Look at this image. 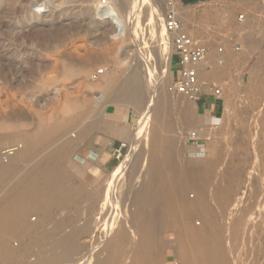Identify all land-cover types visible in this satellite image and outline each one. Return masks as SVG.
Returning a JSON list of instances; mask_svg holds the SVG:
<instances>
[{"label": "bare ground", "instance_id": "obj_1", "mask_svg": "<svg viewBox=\"0 0 264 264\" xmlns=\"http://www.w3.org/2000/svg\"><path fill=\"white\" fill-rule=\"evenodd\" d=\"M5 1L11 3L14 0ZM94 1L92 9L95 13L111 26L116 38L123 37L129 21L127 22V17L125 18L116 2L109 0L104 4L102 0ZM131 1L122 0L125 7L131 4ZM177 8L186 25L189 16L185 8L180 5ZM155 11L158 10L155 8ZM260 11L264 13V3ZM128 12L127 14L130 13ZM151 14V19L154 17V25L159 23L158 12L154 13L152 10ZM244 17L246 16L241 14L239 20L243 21ZM258 22L259 19L247 17L239 27L240 31H243L244 35L250 34V26L254 27ZM190 33L196 41L205 45L212 40L209 37L199 41L191 30ZM162 38L161 56L167 60L162 62L160 68L165 64L163 68H166L165 73L168 74L171 54L167 50L164 51V44L168 41L164 36ZM207 46L208 55L197 65L199 79L202 84L210 80L225 82L224 78L219 76L223 70L219 75L217 72L233 55L213 53L210 46ZM261 52L263 61L260 65L264 67V49ZM165 53L168 56L164 57ZM131 62L133 60L127 57L122 58L124 65L131 66ZM209 66L214 67L216 73L209 75ZM137 68L131 67L128 72L120 71L121 74L115 75L103 69L101 72L104 74L100 76L102 81L95 84L91 80L95 85L90 83L91 88L99 87L103 91L97 95L98 101L103 102L106 98L110 101L111 98L112 103L119 108L121 105L140 108L139 115L136 116L140 124L136 123L137 127L133 130L123 129L124 138L133 144L130 154L104 187H96L97 192L84 189L79 182H72V177L63 170L61 162L67 160L75 140L70 139L66 143L58 140L76 122L78 115L81 117L91 112L88 107L78 111V114L72 113L73 111L70 115L68 113L69 117L65 123L56 121L50 125L45 124L36 133H26L18 129L0 130V258L8 257L12 264H165L163 254L172 249L175 264H264V253L260 251L262 247L259 250L260 255L254 247L257 242L256 235L264 233L259 232L264 223V206L261 205L264 204V133H261L264 130V117L256 118L255 122L259 128L255 134L252 131L254 127L246 128L247 131L243 128L246 134H236L239 128L232 129L234 126L231 128L228 125H231L233 119L238 122L239 118L238 113H234L236 109L232 110V107H237L232 95V98L227 100L228 105L232 104L230 109L227 108L230 113L227 111L229 114L227 113L226 119L222 121L229 127H221L216 136L225 135L229 144H234L237 137L240 143H235L236 148L224 149L225 152H222L218 159L211 160L208 166L185 162L181 140L189 119L181 112L184 110L182 94L158 89L160 85L157 86L156 83L159 82L160 76L152 72L142 74ZM122 74H126L124 78L121 77ZM144 83L148 86L153 83L156 87L152 88L154 94L150 92L151 97L147 99ZM260 97H251V100L258 103ZM71 100L70 103L74 101ZM76 100L74 102L80 104ZM173 113L177 116L173 117ZM134 120L133 118L131 121ZM116 122L106 123L105 129L111 128ZM204 130L201 125L194 126V129L188 132L189 138L192 132L196 131L198 138L208 141L210 136L206 132L210 129L206 132ZM142 134L146 135L142 137H147L142 141L145 147L147 146L143 162L141 158L144 148H139ZM244 138V141L248 142L247 147L243 144ZM57 142L61 145H56ZM7 145L11 146V153L5 151ZM195 148L198 152H191L189 147L187 154L197 157V161L206 158L208 147L205 144ZM136 149L139 150L138 154ZM239 149H242L243 153H240ZM247 159L252 167H249L251 171L248 174L251 173L252 178L259 183L250 193L253 202L248 201V193L242 194L240 186L236 184L242 179L241 171L248 168V165H245ZM252 161L254 162L251 165ZM255 161L260 163L254 171ZM57 205L63 211L60 215L54 212ZM70 206L74 208L75 215L68 217L64 210H68ZM32 211L42 213L39 223L29 219ZM98 229L106 230L107 237L104 243L102 238L100 239L103 245L97 250L98 256L95 250L93 251L96 259L86 262L88 258L85 259L83 254L88 251L89 246L86 248L85 245L86 250L82 252L80 237L86 234L93 236ZM169 232L175 234L174 241L166 240L165 235ZM257 232L259 233L256 234ZM19 235H28L31 241L14 248L11 240ZM255 246L259 248V245ZM240 251L247 255L242 258L245 263L239 257ZM91 255L90 259L93 256Z\"/></svg>", "mask_w": 264, "mask_h": 264}, {"label": "rangeland", "instance_id": "obj_2", "mask_svg": "<svg viewBox=\"0 0 264 264\" xmlns=\"http://www.w3.org/2000/svg\"><path fill=\"white\" fill-rule=\"evenodd\" d=\"M114 1L125 15V18L127 17V22L129 21L126 33L121 38H116L111 26L92 9L95 3L94 0H14L11 3L0 0V130L18 129L26 133H36L37 130L45 124L47 125V123L50 125L56 123V121L61 124L62 122H67L68 113L70 115L71 111L78 114V111L88 107L91 112L81 117L78 115L76 122L58 140L62 143H66L70 139L75 140L67 160L65 159V162H61L63 170L70 174L72 182H79L84 189L93 190V192H97L101 186L104 187L108 180L115 175L117 169L130 154L133 144L129 140L124 142L126 147L121 159L115 157L114 151L112 155L105 151L97 153L99 149L93 147V150L90 151L87 146L90 147V144L98 143L96 139L100 141L101 136L108 138L107 135L111 131L110 129H105L106 123L113 124L117 119H122V117L129 120V129L133 130L134 127H137V124H140L138 123L139 118L136 117L139 115L140 108L133 107L134 105L127 107L126 105H121L120 109L112 103L111 98H109L110 101L107 98V100L105 99L106 101L104 99L103 102L98 101L97 95L103 91L99 87L91 88L90 83L93 85L102 81L103 78L100 76L104 74L101 72L103 69L115 75L128 72L131 67H138L137 69L142 74L152 72L160 76L158 77L159 82L156 83L157 86L160 85L158 89L172 92L169 90V82L175 74L176 67V62L172 59L171 36L164 31L163 20L167 0H132L127 7H125L122 0ZM175 1L177 6L180 5L185 8L186 14L189 16L186 26L197 40L200 41L210 37L212 40L206 43H208L207 45L210 46L213 53H229L233 55L217 72L219 75L223 70L219 76L223 77L225 82L220 83L214 80L203 82V95H207L206 97H210L209 95L213 92L212 89H222L220 99L223 102V106L216 118L211 119L207 114L199 113L196 103L181 95V99L184 102V110L181 112L184 117L189 119V124L186 127L187 129L184 130L181 140L182 152L184 158H186L185 162L188 161L205 167L210 162L218 159L225 150L236 148L234 145L238 142L237 137L234 140V144L231 142L229 144L225 135L223 137L221 135L216 136V134H219L218 131H221L222 128L234 126L231 128H239V132L236 134L241 132L243 135L244 131H247L246 128L252 129L254 127L252 131L255 134L259 128L255 121L264 117V99L262 98L264 97L262 96L264 95V67L260 65L263 61L261 51L264 49V13L260 11V8L264 0H206L188 4L184 3L183 0ZM130 5L133 7L131 8ZM155 8L158 11H155ZM152 10L154 13L158 12L159 14V23L155 25L153 23L154 17L151 19ZM241 14L246 16L243 21L239 20ZM247 17L253 18V20L259 19V22L256 26L253 25L254 27L250 26L252 28H250V31L252 30L250 34L244 35V32L240 31L239 27ZM163 36L168 41H164L166 48L164 51L167 50L171 54L168 74L165 73L166 68H163L165 64L160 68L162 62L164 61L165 63L167 60L161 56ZM166 43L168 46H166ZM221 47L223 51H219ZM166 56H168L167 53L164 54V57ZM124 57L131 59V61L133 60L131 66L126 64L125 66L122 63V58ZM13 62L15 63L14 65L11 64ZM122 69L125 71H122ZM120 71L121 73H119ZM207 71H209L208 73L211 72L209 75L216 73L214 67L211 68V66L208 67ZM126 74H122L121 77L124 78ZM153 87L156 88L153 83L149 84V86L148 84L144 85L146 99L151 97ZM232 95L236 101V108L232 107V104L228 105ZM251 97H260V101L256 103L253 99L251 100ZM95 98L98 102L95 101ZM70 100H76L80 104L74 101L72 104ZM81 103H84V105ZM71 105L72 107H70ZM231 107L232 110H237V112L236 110L234 112L239 115L237 121L241 120L238 124L233 119L231 125L228 124L229 126H226L222 121L230 113L228 109ZM256 110L258 111L256 112ZM173 112L175 111L173 110ZM174 115L176 114L173 113V117ZM64 118L65 120H63ZM133 118L135 119L134 122H132ZM148 122L150 125L151 117ZM253 122L256 125L252 124ZM197 125L204 127L205 132L210 129L209 132H206L210 136L208 141L204 140L205 145L208 147L207 159L204 158L199 161L196 160L197 157L194 155L187 154V148L189 149L188 132ZM261 133H264V130ZM262 135V138H264V134ZM142 136L146 135H141V145L139 146L142 150L144 148L143 156L141 155L143 162L147 146L145 147V143L142 141H145L147 137ZM218 138H221L220 141ZM245 139H243V144L247 147L246 144L248 142H245ZM59 142L56 145H61ZM217 142L219 144L220 142L222 143L219 145ZM223 142L227 143L224 144ZM254 143L252 144L254 145ZM227 144L230 146L228 147ZM257 145L258 142H256ZM220 146L223 147L220 148ZM11 150L10 145L5 147L7 153H11ZM239 151L243 153L242 149H239ZM137 152L139 150L137 151L136 149ZM247 161L248 159L245 165L247 164L248 168L241 171L242 179L239 180V183H234L240 186L242 194L248 193L246 198L250 199L248 201L251 202L254 199L250 193L254 188H257L259 183L252 178L251 173L248 174L252 167L250 162ZM259 163L255 161L254 171ZM138 165L141 166L140 164ZM96 187L99 188L97 189ZM261 205L264 206L263 203ZM68 210H64L67 212L68 217L75 215L73 207L70 206ZM54 212L60 215L63 211L57 205L54 207ZM40 216H42L41 212L32 211L29 219L31 222L39 223ZM69 224L71 225L72 223ZM263 227L264 223L259 232H264ZM106 233V230L98 229L93 235L94 238L87 234L80 237L82 252L89 246L87 248L88 251L83 254L85 259L88 258L86 262L96 259L97 250L102 247V241L104 243L107 237ZM258 235L261 236L259 237ZM258 235H256V244L257 246L259 245V248L255 246L256 244L254 247L256 253L260 255V251L264 253L262 250L264 249V233H259ZM165 238L168 241H174L175 234L169 232L165 235ZM30 241L28 235H19L11 240V245L14 248H19L24 244H29ZM260 241L263 243L258 244ZM100 244L101 246H99ZM85 245H87L86 248ZM260 247H262L261 250ZM94 250L96 255L93 252ZM88 252L93 255H91V259ZM164 253L163 259H166L164 263L175 264L174 250L170 249ZM239 253L242 256H239L241 259L247 257L243 251ZM100 256L102 257L103 255L101 254ZM242 260L244 261V259ZM242 260L241 262H243ZM0 264H12V262L8 257H2L0 258Z\"/></svg>", "mask_w": 264, "mask_h": 264}, {"label": "built area", "instance_id": "obj_3", "mask_svg": "<svg viewBox=\"0 0 264 264\" xmlns=\"http://www.w3.org/2000/svg\"><path fill=\"white\" fill-rule=\"evenodd\" d=\"M102 1L107 4L106 1L109 0ZM163 22L164 31L171 36L172 59L176 62L175 74L169 82V90L178 92L191 101H198L204 90L199 79L197 65L206 58L209 48L193 38L190 30L180 17L175 0L166 1ZM220 51H222V48H220ZM212 90L211 94L220 99L222 89L215 88ZM188 144L192 150L191 152L196 153L195 146L199 147L200 144H205V142L204 139L197 137L196 131H193ZM125 147L126 144L122 143L120 147L115 149L114 155L117 159L123 157Z\"/></svg>", "mask_w": 264, "mask_h": 264}, {"label": "crops", "instance_id": "obj_4", "mask_svg": "<svg viewBox=\"0 0 264 264\" xmlns=\"http://www.w3.org/2000/svg\"><path fill=\"white\" fill-rule=\"evenodd\" d=\"M206 96L207 95L202 94L198 101H196L198 112L207 114L211 119L216 118L222 110L223 102L221 99L216 98L212 94L209 95L210 97ZM108 129H110L111 131V133L107 135L108 138L101 136L100 141H98L99 139H96L98 143H95L94 145L90 144V147L87 146L90 151H92L94 147L99 149L97 153H102L103 151H105L109 152L112 155L113 151H115V149L120 147L121 144L126 141V139L124 138L125 136L123 134V129H129V121L125 117H122V119L120 120L117 119L116 124Z\"/></svg>", "mask_w": 264, "mask_h": 264}, {"label": "trees", "instance_id": "obj_5", "mask_svg": "<svg viewBox=\"0 0 264 264\" xmlns=\"http://www.w3.org/2000/svg\"><path fill=\"white\" fill-rule=\"evenodd\" d=\"M199 1H203V0H183L184 3L188 4V3H196Z\"/></svg>", "mask_w": 264, "mask_h": 264}]
</instances>
